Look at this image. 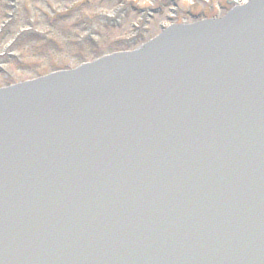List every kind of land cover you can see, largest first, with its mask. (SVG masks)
Returning a JSON list of instances; mask_svg holds the SVG:
<instances>
[{
	"label": "water",
	"instance_id": "1",
	"mask_svg": "<svg viewBox=\"0 0 264 264\" xmlns=\"http://www.w3.org/2000/svg\"><path fill=\"white\" fill-rule=\"evenodd\" d=\"M235 32V26L225 23L173 27L141 52L104 59L78 72L0 92V193L6 186V190L13 189L32 202L33 194H37L40 187L43 197L50 193L54 201L73 197L79 187L74 181L76 175L70 170L69 174L61 176L59 171L73 169L90 160L83 155L84 146L89 150L92 171L109 174L124 171L130 177V170L134 172V169L127 161L130 157L137 159L144 145L142 141L150 130L149 124L160 113L158 105L168 104L175 94L188 91L189 82L197 78L210 83L219 81L228 94L234 95L228 101L227 112L214 105L209 115L213 119L207 117L206 122L217 125L218 134L223 135L222 131L235 129L242 114L249 111L248 114L254 116L247 114L246 119L254 134L253 139L249 138L251 147L246 156L250 155L248 159H252L254 149L264 151V117L260 112L264 96L248 98L256 87H264V79L251 78L248 81H251L250 88L243 91V80L233 76L235 68L220 67L215 60V47H221L225 37ZM215 35L219 37L214 38ZM233 52L238 54L236 46ZM223 70L230 75L223 74ZM157 108L159 113L152 116ZM201 128L206 131L203 125ZM193 134L184 130L179 138L185 144L194 145L196 137ZM114 143L123 145L120 154L126 152L125 157L121 162L114 160L106 165L103 162L112 154L109 146ZM66 153L71 156L70 161L51 163L58 155ZM162 153L159 151L156 162L148 156L145 163L135 165L142 171L139 175L142 183L146 179L145 184L165 178V173L159 175L166 167ZM199 156L201 161L186 166V170L193 166L198 173L203 168L202 156ZM159 167L161 170L157 173ZM30 180L40 185L46 183L48 189ZM95 182L100 183L98 177ZM105 185L109 191L105 198L114 202V189L109 183ZM84 201V198L77 200L73 210L79 212ZM62 202L64 204V200ZM45 206L39 210L32 205L29 208L35 215L43 217L47 213ZM14 212L12 208H0L1 215L16 224L18 217ZM73 228L70 226L69 233Z\"/></svg>",
	"mask_w": 264,
	"mask_h": 264
},
{
	"label": "rangeland",
	"instance_id": "2",
	"mask_svg": "<svg viewBox=\"0 0 264 264\" xmlns=\"http://www.w3.org/2000/svg\"><path fill=\"white\" fill-rule=\"evenodd\" d=\"M204 1L0 0V89L131 51L163 27L230 8L228 0Z\"/></svg>",
	"mask_w": 264,
	"mask_h": 264
}]
</instances>
